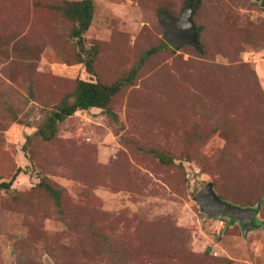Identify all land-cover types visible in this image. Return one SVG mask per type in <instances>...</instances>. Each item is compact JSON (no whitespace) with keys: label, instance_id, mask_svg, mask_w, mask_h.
<instances>
[{"label":"rangeland","instance_id":"374dc122","mask_svg":"<svg viewBox=\"0 0 264 264\" xmlns=\"http://www.w3.org/2000/svg\"><path fill=\"white\" fill-rule=\"evenodd\" d=\"M78 1L0 0V264H264L194 199L264 222V0L192 4L199 49L162 38L186 0H89L73 35ZM78 81L114 90L56 120Z\"/></svg>","mask_w":264,"mask_h":264},{"label":"water","instance_id":"95a60500","mask_svg":"<svg viewBox=\"0 0 264 264\" xmlns=\"http://www.w3.org/2000/svg\"><path fill=\"white\" fill-rule=\"evenodd\" d=\"M198 0H186L178 17H172L164 13L158 15V21L163 28V40L172 48H177L182 43H189L199 49L196 28L190 20V14L194 3ZM198 206L211 217H229L238 220L242 231L246 228H258L260 226L249 224V217L256 212L251 207H238L221 200L213 191L210 182L204 183L194 194Z\"/></svg>","mask_w":264,"mask_h":264},{"label":"trees","instance_id":"16d2710c","mask_svg":"<svg viewBox=\"0 0 264 264\" xmlns=\"http://www.w3.org/2000/svg\"><path fill=\"white\" fill-rule=\"evenodd\" d=\"M78 4V15H80L78 20V26L72 31L73 35H79L83 30L86 29L90 20L91 5L89 0H79ZM193 7V6H192ZM161 46H165L162 43ZM155 48L149 49L147 52L151 53ZM86 64V61L84 62ZM114 90L113 86L103 87L97 83L90 81H78L74 99L69 103L59 106L57 110L53 112V117L56 120H61L63 117L72 114L76 109H86L87 107L94 106L99 107L106 100L108 93ZM9 181H1V186H8Z\"/></svg>","mask_w":264,"mask_h":264}]
</instances>
